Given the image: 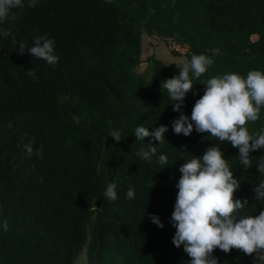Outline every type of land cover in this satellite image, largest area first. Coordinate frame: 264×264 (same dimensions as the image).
<instances>
[{
	"label": "trees",
	"instance_id": "trees-1",
	"mask_svg": "<svg viewBox=\"0 0 264 264\" xmlns=\"http://www.w3.org/2000/svg\"><path fill=\"white\" fill-rule=\"evenodd\" d=\"M24 3L13 10L15 20L0 23V32L11 33L0 35V264H77L83 254L86 264H189L183 246L172 243L175 185L186 159L202 156L215 141L195 129L189 136L174 133L179 113L161 81L179 68L151 54L138 72L142 37L177 42L186 49L185 62L194 54L213 60L186 95L183 111L190 117L207 79L264 72V0ZM40 36L54 41L56 64L16 51ZM140 125L150 131L167 125L164 144L138 141L133 132ZM262 127L264 108L248 124L251 133ZM111 130H121L122 141ZM29 140L43 158L26 156L22 145ZM149 142L168 156L165 168L155 157L147 162L136 155ZM219 146L240 180L235 197L249 200L246 214H258L264 202L253 199L252 188L264 179L256 166L264 149L250 153L253 164L245 170L237 148ZM109 183L116 184L114 201L103 196ZM130 187L132 200L125 196ZM213 255L218 264H254L236 249Z\"/></svg>",
	"mask_w": 264,
	"mask_h": 264
},
{
	"label": "clouds",
	"instance_id": "clouds-1",
	"mask_svg": "<svg viewBox=\"0 0 264 264\" xmlns=\"http://www.w3.org/2000/svg\"><path fill=\"white\" fill-rule=\"evenodd\" d=\"M37 0H28V7H35ZM24 0H0V23L5 20H15L14 9L23 8ZM0 35L8 37L11 33L3 30ZM13 43L16 39L13 36ZM27 52L31 57L45 60L54 65L58 56L54 54V41L46 36L35 38L33 46L19 43L16 50L19 54ZM213 64V60L204 54H194L189 61L181 65L178 74L161 81V91H166L172 109L179 115L171 122L175 134L189 136L195 129L198 133H207L209 139L215 141L202 156H194L180 166L182 174L176 183L178 189L174 210L170 223L175 228L172 243L190 257L189 264H218L213 253L220 249L230 253L236 249L252 256L254 264H264V207L258 214H246L244 209L249 205L248 199H237L236 191L240 180L234 176L224 157L220 144L227 143L238 149L240 165L249 169L253 161L250 153L264 149V127L251 133L249 122L255 123L260 118L261 108H264V72L251 70L246 76L229 72L221 76H213L206 81L203 95L196 99L190 117L184 113L183 106L189 92H193V80H199ZM28 75L35 76L33 69ZM195 94V93H194ZM167 125H160L154 130L140 125L134 134L138 141L165 142ZM109 136L116 142L122 141L121 130H111ZM136 155L142 160L156 163L161 169L168 165V156L157 155L155 143H146ZM26 156L37 155L43 158V150L33 148V141L22 145ZM257 171L264 176V155L256 161ZM155 184V183H154ZM116 184L109 183L103 196L110 201L117 199ZM255 201L264 202V179L252 188ZM78 195V194H77ZM126 199H135V190L129 188ZM152 223L163 228L164 224L156 214H150ZM3 230L8 231V221L2 223Z\"/></svg>",
	"mask_w": 264,
	"mask_h": 264
},
{
	"label": "rangeland",
	"instance_id": "rangeland-1",
	"mask_svg": "<svg viewBox=\"0 0 264 264\" xmlns=\"http://www.w3.org/2000/svg\"><path fill=\"white\" fill-rule=\"evenodd\" d=\"M256 39V35L252 36ZM174 44L176 46H174ZM186 49L173 40H162L155 35H143L142 37V52L141 63L137 66L138 72H144L146 68V58L153 54L161 59L164 63H173L181 65L186 60ZM77 264H86L85 254H83Z\"/></svg>",
	"mask_w": 264,
	"mask_h": 264
},
{
	"label": "built area",
	"instance_id": "built-area-1",
	"mask_svg": "<svg viewBox=\"0 0 264 264\" xmlns=\"http://www.w3.org/2000/svg\"><path fill=\"white\" fill-rule=\"evenodd\" d=\"M174 46H176V45L174 44Z\"/></svg>",
	"mask_w": 264,
	"mask_h": 264
}]
</instances>
